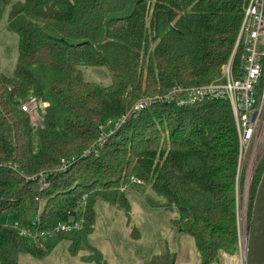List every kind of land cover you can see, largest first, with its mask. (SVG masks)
Here are the masks:
<instances>
[{"label": "trees", "instance_id": "16d2710c", "mask_svg": "<svg viewBox=\"0 0 264 264\" xmlns=\"http://www.w3.org/2000/svg\"><path fill=\"white\" fill-rule=\"evenodd\" d=\"M7 7L19 43L14 73L0 69V162L18 171L0 166V264L42 258L64 239L77 256L94 231L96 203L128 208L121 188L132 177L149 185L158 206L182 214L171 224L192 241L199 264L234 256L239 142L229 102L132 108L141 97L219 78L236 44L241 0H0V21ZM240 57L238 49L236 66ZM85 68L109 82L91 81ZM30 96L49 103L38 126L21 108ZM123 116L121 126L100 128ZM263 172L264 159L250 230ZM85 196L86 221L72 236L46 239L43 248L13 227L17 220L30 229L39 213L40 230L75 221ZM94 255L86 261L106 264ZM178 257L168 249L144 264H180Z\"/></svg>", "mask_w": 264, "mask_h": 264}, {"label": "built area", "instance_id": "2783aa9c", "mask_svg": "<svg viewBox=\"0 0 264 264\" xmlns=\"http://www.w3.org/2000/svg\"><path fill=\"white\" fill-rule=\"evenodd\" d=\"M243 4V18L238 32L234 50L223 66L221 76L209 83L193 86H174L164 94H154L141 97L133 105V112H141L155 105L174 103L178 107H191L197 104L213 101H227L231 105L236 123L239 152L236 170V215L238 231V262L247 264V248L250 236L249 229V198L251 187L257 169L264 159V0H241ZM238 49H241L240 64L235 65ZM49 106L48 102H40L30 96L21 105L23 111L28 112L35 126L41 124L39 111ZM127 116V115H126ZM123 116L118 121H109L100 128L106 130L108 126H121L125 121ZM101 141V139H100ZM68 162H64L66 167ZM15 171L18 165L13 162L3 163ZM47 174L39 176L42 188L48 187ZM35 178V177H34ZM144 184L136 177H132L129 185ZM127 188H121L125 191ZM79 217L72 222H61L51 230H40V213L32 222V227L21 226L17 220L12 222L21 237L32 240L38 246L43 241L57 235H71L81 230L85 223L83 215L86 207V196L82 199ZM11 216V215H7ZM5 220V219H4ZM9 223V220H5Z\"/></svg>", "mask_w": 264, "mask_h": 264}, {"label": "rangeland", "instance_id": "374dc122", "mask_svg": "<svg viewBox=\"0 0 264 264\" xmlns=\"http://www.w3.org/2000/svg\"><path fill=\"white\" fill-rule=\"evenodd\" d=\"M21 1L23 0H14ZM8 12L9 7L5 9L0 21V69L5 74L12 75L16 68L19 39L17 34L8 29ZM84 74L91 81L101 84L109 82L104 74L93 69L85 68ZM251 194L252 187L249 212ZM125 195L128 208L103 201L96 203L94 231L89 236L88 243L80 245L77 256L70 253V241L64 239L51 253L42 258L29 254L21 255L20 264H96L95 261L85 259L95 257L94 248L102 253L106 264H144L168 249L178 254L180 264H199L192 241L171 224V219H182L180 212H168L158 206V200L161 199L147 184L128 185ZM4 219L13 220L14 217L5 216ZM83 227L84 225L81 230ZM42 247L44 248V244ZM223 256L221 264H236L227 259L229 255ZM230 257L238 262L237 253Z\"/></svg>", "mask_w": 264, "mask_h": 264}, {"label": "water", "instance_id": "95a60500", "mask_svg": "<svg viewBox=\"0 0 264 264\" xmlns=\"http://www.w3.org/2000/svg\"><path fill=\"white\" fill-rule=\"evenodd\" d=\"M247 264H264V172L253 204Z\"/></svg>", "mask_w": 264, "mask_h": 264}, {"label": "bare ground", "instance_id": "6f19581e", "mask_svg": "<svg viewBox=\"0 0 264 264\" xmlns=\"http://www.w3.org/2000/svg\"><path fill=\"white\" fill-rule=\"evenodd\" d=\"M236 264H239V263H236Z\"/></svg>", "mask_w": 264, "mask_h": 264}]
</instances>
